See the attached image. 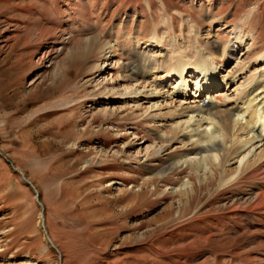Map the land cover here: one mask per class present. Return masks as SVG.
<instances>
[{"label": "rangeland", "instance_id": "rangeland-1", "mask_svg": "<svg viewBox=\"0 0 264 264\" xmlns=\"http://www.w3.org/2000/svg\"><path fill=\"white\" fill-rule=\"evenodd\" d=\"M237 38L220 75L252 84L264 0H0V264H264V169L235 172L229 144L173 167L193 146L174 112L115 99L141 55L219 61Z\"/></svg>", "mask_w": 264, "mask_h": 264}, {"label": "bare ground", "instance_id": "bare-ground-1", "mask_svg": "<svg viewBox=\"0 0 264 264\" xmlns=\"http://www.w3.org/2000/svg\"><path fill=\"white\" fill-rule=\"evenodd\" d=\"M48 33L49 29L46 27L39 30L41 36ZM242 43V38H237L235 43L224 45L219 61L211 51L205 52L204 48L199 46L194 54L191 52L190 57L178 56L171 67L162 68L154 59L145 55L125 65L122 78L124 80L128 76L126 81H130V84L123 86L118 93L120 96L115 99H131L137 109L148 103L144 106L146 112L157 113L168 107L177 119L172 127L191 138L193 146H185L187 155L174 163L173 167L191 165L196 172H205L207 160L212 163L220 161L223 157L220 150L229 144L230 150L233 149L229 161L236 164L235 172L244 168L247 170L251 166L264 169V91L260 90L264 74L256 76L252 84L248 83L249 76L246 72L229 77L228 72L225 76L220 75L221 70H224V63L233 59L231 55L237 50L235 47H241ZM114 46L104 44L108 58L116 56ZM105 62L107 61L103 62L102 68L106 69ZM169 81H172V87L167 91L166 85ZM191 84L194 88L189 91ZM221 84L230 94L217 91ZM134 138H137L136 134ZM160 150L161 146L155 154ZM183 185L186 186L185 182ZM252 202L251 205L258 208L259 214L264 218L263 183Z\"/></svg>", "mask_w": 264, "mask_h": 264}, {"label": "water", "instance_id": "water-1", "mask_svg": "<svg viewBox=\"0 0 264 264\" xmlns=\"http://www.w3.org/2000/svg\"><path fill=\"white\" fill-rule=\"evenodd\" d=\"M24 180H25V182L29 183V181L26 178H24Z\"/></svg>", "mask_w": 264, "mask_h": 264}]
</instances>
